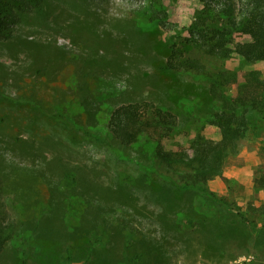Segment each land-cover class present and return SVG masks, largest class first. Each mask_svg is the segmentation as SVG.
<instances>
[{
  "label": "rangeland",
  "instance_id": "374dc122",
  "mask_svg": "<svg viewBox=\"0 0 264 264\" xmlns=\"http://www.w3.org/2000/svg\"><path fill=\"white\" fill-rule=\"evenodd\" d=\"M159 1L167 17L152 24L148 0H46L0 39V177L19 205L0 264H264L263 125L236 142L208 192L180 188L102 142L114 141L111 109L131 102L174 115L168 151L191 157L197 137L221 138L208 117L222 91L157 69L172 35L183 58L210 72L238 82L249 70L264 75V63L183 44L200 0ZM225 91L235 96L236 86ZM145 141L133 151L146 155Z\"/></svg>",
  "mask_w": 264,
  "mask_h": 264
},
{
  "label": "trees",
  "instance_id": "16d2710c",
  "mask_svg": "<svg viewBox=\"0 0 264 264\" xmlns=\"http://www.w3.org/2000/svg\"><path fill=\"white\" fill-rule=\"evenodd\" d=\"M46 0H0V39L12 36L19 17ZM150 1L157 7L151 12L152 24H160L167 17V9L159 0ZM201 8L195 20L184 30L186 46L203 53L227 59L232 53L246 62L264 63V0H200ZM246 36V41H236ZM178 36L169 37L170 53L166 61L157 66L161 72H184L195 79L210 83L212 92L222 93L216 113L209 115L221 132L219 141L197 137L192 145L193 155L168 151L162 138L176 131V119L167 109L148 102H131L111 109L107 129L114 141L102 140L110 147L127 148L123 152L129 160L152 170L166 173L183 189L208 192L206 182L221 174L223 160L234 154L236 142L250 132L264 126V75L260 70H249L241 82L234 72L217 70L210 72L199 58L186 57L178 51ZM236 86V95L225 90ZM257 133V132H256ZM145 137L146 152L133 151L132 147ZM98 141L101 139L98 137ZM263 186H264V179ZM18 205L15 196L6 193L0 177V253L13 237L19 221L13 216ZM19 206V205H18ZM70 254V250H67Z\"/></svg>",
  "mask_w": 264,
  "mask_h": 264
}]
</instances>
